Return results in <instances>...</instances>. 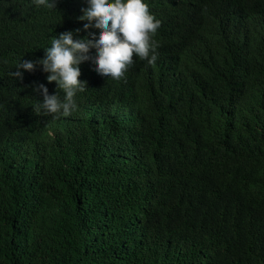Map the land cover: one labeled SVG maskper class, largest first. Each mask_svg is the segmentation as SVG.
<instances>
[{"label":"trees","instance_id":"1","mask_svg":"<svg viewBox=\"0 0 264 264\" xmlns=\"http://www.w3.org/2000/svg\"><path fill=\"white\" fill-rule=\"evenodd\" d=\"M87 0H0V264H264V0H146L159 58L80 62L78 108L34 105ZM90 52H95L91 48Z\"/></svg>","mask_w":264,"mask_h":264},{"label":"clouds","instance_id":"2","mask_svg":"<svg viewBox=\"0 0 264 264\" xmlns=\"http://www.w3.org/2000/svg\"><path fill=\"white\" fill-rule=\"evenodd\" d=\"M37 7L56 8V0H32ZM85 26L91 21L100 28L99 33L75 35L72 30L55 35L45 55L37 60L20 59L14 78L23 79L24 72L34 71L42 65L47 80L55 81L61 92L49 93L44 83L35 85L34 91L42 94L34 110L37 114L68 115L78 108L76 93L85 89L86 82L79 78L80 62L91 57L96 71L108 78H123L136 58L155 64L159 58V44L154 39L162 21L150 12L146 0H87L79 17ZM95 52H90L91 48Z\"/></svg>","mask_w":264,"mask_h":264}]
</instances>
